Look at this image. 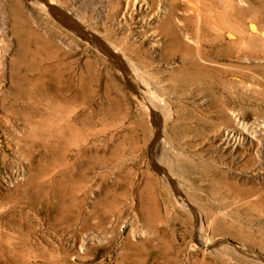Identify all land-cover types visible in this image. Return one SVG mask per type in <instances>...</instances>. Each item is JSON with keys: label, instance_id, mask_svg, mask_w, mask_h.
Here are the masks:
<instances>
[{"label": "rangeland", "instance_id": "1", "mask_svg": "<svg viewBox=\"0 0 264 264\" xmlns=\"http://www.w3.org/2000/svg\"><path fill=\"white\" fill-rule=\"evenodd\" d=\"M104 1L58 0L66 10L84 9L86 23L100 31L111 27ZM111 1L115 10L120 0ZM24 3L26 14L37 19L43 34L57 47L67 49L60 43L65 35L76 44L72 51L85 82L89 77L85 70H92L95 117L93 123L83 121L77 133L82 138L92 135L94 147L65 173L49 178L43 170L54 165V157L20 161L0 146V264H264V259L246 254L250 249L264 257V201L251 202L247 196L251 191H246L262 183L264 176L234 172L231 165L241 168L246 162L243 149L222 145L223 128L240 123L264 137V67H245L244 74L241 70L217 78V91L208 93L191 82L200 78L175 77L179 66L166 67L168 52L160 57L145 46L146 63L132 66L137 78L154 86L155 93L143 95L152 104L156 102L164 135L172 145L184 153L197 150L225 164L219 175H206L186 155L175 153L183 162L168 163L166 153L170 152L165 146L153 158L147 148L153 133L148 113L121 71L110 63L86 65L87 59L96 58L95 51L76 40L52 10L37 8L28 0ZM242 17L252 18L264 32V0H249ZM12 34L11 65L18 61L22 45ZM262 42L256 39L255 45ZM145 64L150 66L148 71ZM183 81L189 86L183 87ZM182 88H188L187 92ZM201 95L207 96L206 103L199 101ZM161 96L166 98L164 102ZM48 102L46 127L48 142L53 145L60 134L57 121L62 113L51 95ZM210 104H217L221 111H212ZM5 115L0 104V140L4 130L1 116ZM252 156L257 159L255 152ZM151 160L164 166L169 176L151 169L153 182L148 184L145 170L152 168ZM178 192L184 203L178 201ZM158 218L169 221L158 222ZM216 237L224 241L208 249L199 244Z\"/></svg>", "mask_w": 264, "mask_h": 264}, {"label": "bare ground", "instance_id": "2", "mask_svg": "<svg viewBox=\"0 0 264 264\" xmlns=\"http://www.w3.org/2000/svg\"><path fill=\"white\" fill-rule=\"evenodd\" d=\"M28 1L37 8L52 10L71 33H74L76 40L95 51L96 58L87 59L86 65L91 67L94 63H110L121 71L130 90L143 100L148 113V122L153 133L147 148L153 158L154 154H159L161 147L165 146L170 152V155L166 153L170 164L183 162L175 156V153L182 154L191 157L192 163L206 175L216 176L221 173V168L225 165L221 160L205 157L197 150L184 153L172 145L164 135L163 116L154 107L156 102L155 105L152 104L148 95H143L155 93L154 86H150V81L144 83L145 80L137 78L131 68L135 63H146L147 55L143 53L145 46L160 57L168 52L169 62L166 67L174 69L179 66L175 77L180 74L186 76V79L188 76L200 78L191 82L197 84V90L211 93L217 91V78L237 74L245 67H264V32L259 31L252 18L242 17L244 5L249 0H120L117 2L118 7L115 5V10L112 1L105 0L109 9L107 12L111 14V27L106 31L89 26L84 19L86 13L82 8L69 11L62 7L58 0ZM26 11L24 0H0V104L6 113L1 116L4 119V130L0 146H5L20 161L37 159L41 162L48 156L54 157V165L43 170L50 178L58 173H65L77 163L83 153H92V135L88 133L82 138L77 130L83 121H94L93 103L96 89L91 69L85 70L89 77H86L87 82L84 81V72L72 51L76 44L70 37L65 35L60 38V43L66 50L57 47L52 39L43 34L37 19H34V16L29 18ZM13 32L22 45L17 53L18 61L11 65L9 55L14 40ZM256 39L263 41L261 46L255 45ZM42 42L46 46H42ZM146 65L148 64H145V67ZM146 68L148 71L150 66ZM241 72L244 74L243 70ZM173 73L175 74V71ZM187 82H184L183 87ZM50 95L57 101V107L62 113L57 121L60 134L56 135L58 141L53 145L48 142L51 138L48 137L46 127ZM206 98L207 96H202L199 101L206 103ZM159 99L164 102L166 98L161 96ZM209 106L214 112L221 111L217 104ZM36 130L39 131L37 135L34 133ZM222 135V145L236 151L238 148L243 149L241 151L246 162L241 168L231 165L234 172H246L254 177L264 176V137L241 123L224 127ZM253 152L257 155L256 160L252 156ZM2 158L5 160L6 154L3 153ZM150 163L152 168L149 169L148 166L145 170L148 174V184L153 182L151 169L163 177L169 176L167 169L160 163L155 160ZM253 188L246 190L251 191L247 193L251 198L248 199L251 202L253 199L264 201V181ZM177 198L180 203H184L180 192L177 193ZM195 213L196 221L201 223L200 216ZM162 220L169 221L157 219L158 222ZM209 241L201 240L199 244L208 249L224 240L216 237L213 242ZM241 248L237 247L238 250ZM246 254L252 258L264 259L254 250L249 249Z\"/></svg>", "mask_w": 264, "mask_h": 264}]
</instances>
